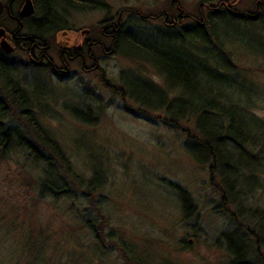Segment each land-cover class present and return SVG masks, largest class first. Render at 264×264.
Returning a JSON list of instances; mask_svg holds the SVG:
<instances>
[{
    "label": "trees",
    "instance_id": "trees-1",
    "mask_svg": "<svg viewBox=\"0 0 264 264\" xmlns=\"http://www.w3.org/2000/svg\"><path fill=\"white\" fill-rule=\"evenodd\" d=\"M31 1V17H20L23 0H16L13 28L0 27L24 38L25 47L42 37L43 52L51 50L57 61L50 56L48 63H36L28 57L30 51L18 47V58L0 50V162L22 155L26 167L39 169L37 179L27 173L21 180L36 187V201H63L70 211L82 208L85 219L79 230L89 237L90 256L117 250L124 264H143L122 238L107 230L109 222L99 193L105 183L102 171L96 167H91L89 175L78 171L40 123L41 116H52L46 98L56 104L51 88L35 79L32 88L26 85L28 72L42 73L51 85L53 80L72 79L71 69L77 66L82 74L93 75L100 89L122 100L125 112L161 124L182 137L185 153L206 168L208 185L218 197L215 211L227 220L217 247L223 246L228 264H264V209L251 206L255 193L264 191V93L261 96L259 87L243 78V67L234 62L229 36L232 31L255 33L258 44L264 47V0H246V4L243 0H198L195 14L184 11L177 0H173L174 13L162 16L124 9L121 13L136 20L125 23L119 13L102 21L95 31L88 32L79 48L66 50L76 55L73 60L64 55L58 58L60 48H56L54 36L68 30L65 21L70 10L108 11L104 1ZM39 19V25L29 24ZM136 22L141 27H135ZM149 23L156 25L148 28ZM46 45H50L49 50ZM116 54L137 65L139 72L129 69L117 80H110L104 69L93 65L98 56ZM149 68L154 76L142 73L141 69ZM256 71L264 74L263 69ZM84 89L89 100L100 99L90 87ZM64 107L78 123L91 127L98 124L103 112L102 106L97 112L88 105L84 109ZM175 195L184 218L190 217L196 208L189 192L176 187ZM4 206L5 214L13 212V204ZM58 233H49L38 224L27 228L20 255L13 256L17 259L14 264H53L52 257L61 245L55 238L69 241L62 231ZM180 244L189 246L184 240Z\"/></svg>",
    "mask_w": 264,
    "mask_h": 264
},
{
    "label": "rangeland",
    "instance_id": "rangeland-1",
    "mask_svg": "<svg viewBox=\"0 0 264 264\" xmlns=\"http://www.w3.org/2000/svg\"><path fill=\"white\" fill-rule=\"evenodd\" d=\"M103 1L108 11L70 10L65 21L68 30L54 36L56 48L63 47L65 52L78 47L89 31H95L102 21L123 14L121 11L124 9L150 11L162 16L164 13H174L175 3L173 0ZM177 1L184 11L196 13L198 0ZM121 19L125 23L136 20L125 13ZM34 21L31 20L29 24L39 25L41 20ZM0 25H4L1 20ZM154 25L149 23L147 27ZM135 27H141V24L136 22ZM229 36L234 62L243 67V78L247 83L259 87L262 96L264 74L256 69L264 70V47L258 44L255 33L247 35L232 31ZM19 55L13 54V57L18 58ZM24 56L20 60L25 59ZM93 65L104 69L110 80H117L121 73L129 69H137V65L120 54L106 58L98 56ZM141 70L154 76L150 68L148 71ZM71 71L72 79L53 80L51 85L42 73L35 75L28 72L26 85L32 88L35 79L42 86L45 84L51 88L56 104L49 98L46 101L51 104L48 108H51L52 116H41L39 121L60 144L76 169L87 175L93 167L102 171L105 183L99 193L109 222L107 230L122 238L143 264H228L229 257L223 246L217 247V240L225 230L227 220L215 211L218 197L208 185L206 168L195 164L185 153L182 137L161 124H151L125 112L122 100L100 89L93 75L82 74L77 66ZM154 80L159 81L157 77ZM85 86L100 95V99L92 97L89 100L84 95ZM64 104L82 109L88 105L96 112L97 107L102 106L103 112L96 126H86L71 117ZM23 158L17 154L12 155L7 163L0 162V264H14L21 252L24 231L35 227V224L46 228L49 233L60 234L58 231H62L61 234L69 240L66 242L55 238L61 245L52 257L53 264H124L117 250L96 253L93 257L88 254L89 237L79 230L85 219L80 213L81 207L79 211H70L69 204L63 201H36V187L27 186L21 180L27 177V173L37 179L39 169L26 167ZM176 187L189 192L195 205L196 209L188 218L183 216L181 204L175 195ZM254 196L251 206L264 209V191ZM5 204H13V212L5 214ZM77 205L75 203L74 207ZM28 216L33 220L30 217L27 220ZM72 237L78 242L71 241ZM182 240L189 242L187 248L180 244Z\"/></svg>",
    "mask_w": 264,
    "mask_h": 264
},
{
    "label": "flooded vegetation",
    "instance_id": "flooded-vegetation-1",
    "mask_svg": "<svg viewBox=\"0 0 264 264\" xmlns=\"http://www.w3.org/2000/svg\"><path fill=\"white\" fill-rule=\"evenodd\" d=\"M13 1L15 2L16 0H0V3H2V5H3V12L0 15V20L4 24V26L12 27V28H13V10L15 9V3H13ZM0 28H2V27H0ZM2 29L4 30V36H3L2 39H4L9 44V46L12 48V52H10V53H6L0 48V50L5 55H13V54L18 55V52H16V50H15L16 47H18V49H21V50H24V51H30L28 53V57L30 59H34L36 61V63H48L50 56L54 60L57 61L56 55L54 53H52L51 50L47 54L43 52L42 45L44 46L45 41L43 40L42 37H36L37 40H36L35 43H32L31 46L25 47V43H23L24 41H22L24 38L17 37L15 34H13V31L12 32H8L4 28H2ZM79 47L80 46H78V48ZM45 49L49 50L50 49V45H46ZM62 49H63V47H60V49L58 51V53H59L58 54V58H59V56L64 55L68 60H73L74 57L76 56L74 54H70L68 51L63 52L64 50H62ZM92 68L93 67H91L90 69H92ZM67 72H71V71L67 70ZM84 72H87V69H85Z\"/></svg>",
    "mask_w": 264,
    "mask_h": 264
},
{
    "label": "water",
    "instance_id": "water-1",
    "mask_svg": "<svg viewBox=\"0 0 264 264\" xmlns=\"http://www.w3.org/2000/svg\"><path fill=\"white\" fill-rule=\"evenodd\" d=\"M2 9H3V6L0 3V14L2 13ZM33 12H34V8H33L31 1L24 0V3L20 10V17L27 18L31 16ZM3 36H4V31L0 29V37H1L0 48L6 53H10L12 52V48L9 46V44L4 39H2Z\"/></svg>",
    "mask_w": 264,
    "mask_h": 264
}]
</instances>
